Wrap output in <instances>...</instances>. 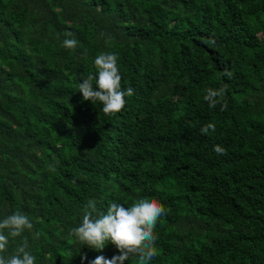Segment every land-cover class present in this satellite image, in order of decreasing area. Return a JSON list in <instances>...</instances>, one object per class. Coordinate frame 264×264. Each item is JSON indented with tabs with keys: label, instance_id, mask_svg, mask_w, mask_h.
<instances>
[{
	"label": "trees",
	"instance_id": "obj_1",
	"mask_svg": "<svg viewBox=\"0 0 264 264\" xmlns=\"http://www.w3.org/2000/svg\"><path fill=\"white\" fill-rule=\"evenodd\" d=\"M108 52L134 89L114 115L78 88ZM225 83L227 110L209 108ZM142 197L167 210L150 264H264V0H0V220L34 225L0 255L110 259L71 235L82 208Z\"/></svg>",
	"mask_w": 264,
	"mask_h": 264
},
{
	"label": "clouds",
	"instance_id": "obj_2",
	"mask_svg": "<svg viewBox=\"0 0 264 264\" xmlns=\"http://www.w3.org/2000/svg\"><path fill=\"white\" fill-rule=\"evenodd\" d=\"M66 37L62 46L66 49H75L78 41L73 33H64ZM210 46H215V39L206 41ZM87 58V51L84 52ZM118 56L115 53H101L94 60L97 75H88L81 79L78 85L79 92L85 101L100 102L105 115H114L121 112L126 105V97L134 94V89L121 86V75L117 65ZM223 75L231 78V73L225 69ZM95 79V87L93 80ZM228 85L225 83L219 88H207L204 100L209 108L227 110L225 94ZM216 126L207 123L201 127L200 132L207 135L210 131L215 132ZM214 152L217 155H227L224 147L216 145ZM54 170V169H53ZM166 208L155 198L142 197L134 200L131 204L112 202L107 206L106 211L97 207L94 199L89 200L82 208V222L78 227L71 230L81 244L97 252H102L111 243L116 247L119 255L106 258L103 255L97 256L90 264H124L131 257H137V264H150L156 258L157 248L155 242L158 239L155 234L157 221L165 215ZM34 225L27 214L14 212L0 220V253L7 252L10 243L9 238L21 237L25 230L31 231ZM7 232V234H5ZM38 236V233L36 234ZM27 241L18 246L15 254L8 257L0 255V264H35L36 257L27 249ZM87 256L82 257V261Z\"/></svg>",
	"mask_w": 264,
	"mask_h": 264
}]
</instances>
